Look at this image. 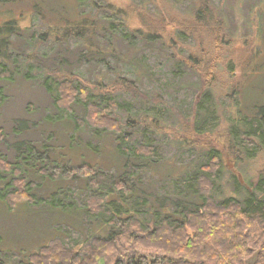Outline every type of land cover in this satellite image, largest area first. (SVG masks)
I'll list each match as a JSON object with an SVG mask.
<instances>
[{
	"label": "trees",
	"instance_id": "1",
	"mask_svg": "<svg viewBox=\"0 0 264 264\" xmlns=\"http://www.w3.org/2000/svg\"><path fill=\"white\" fill-rule=\"evenodd\" d=\"M5 1L8 0H0ZM139 1L145 7L152 3L151 0ZM166 2H171L178 9L181 4L186 6V2L189 5L185 11L188 18L179 20L175 29L167 30V26L151 27L145 23L143 16L142 22L146 28L134 27L129 23L127 10L110 0H77V19L71 21L64 18L63 21L60 20L63 23L49 24L45 31L38 30L27 38L26 43L34 45V50L47 42L67 45L75 42L81 46L77 63L104 61L109 64L108 58L111 57L118 62H127L133 67L136 76L130 78L118 75L107 82L92 80L75 72L66 57L61 59L63 67L56 66L52 68V74L44 76L43 85L57 110L43 120L46 124V143L44 141L40 147L27 143L30 142L26 137L30 129L25 120H19L13 126L16 137L20 138L14 143L17 149L15 159L11 160L0 154V182L3 183V186L0 185V197L9 209H14L18 195L24 196L31 204L38 201V192L35 190L41 191L42 179L50 177L58 182L63 178L72 179L76 188L82 181L92 192L84 212L95 218V221L98 219L105 230L92 235L88 243L80 247H83L82 251L75 246H68L66 241L57 236L49 244H43L38 251L32 252L27 261L22 259L16 264H264V159L256 174L244 176V183L232 172L231 176L236 183L233 194L216 197V186L225 165L221 150L201 144L200 137L203 133H197L202 132L198 126L199 117L207 110L204 103L196 106L190 126H187L191 127L190 132L194 134L192 143L206 149L207 160L197 171L189 172L183 168L172 179L178 194L185 188L195 195L187 204L174 202L181 217L172 218L167 215L170 212H166L165 208L172 204L167 201L168 195L158 197L159 200L150 203L143 196L146 189L141 182H129L135 178L136 172L127 169L128 166H135L138 158H150L158 154L159 148L150 143L129 144L134 124L144 119L143 114L130 104L122 103L116 94L128 93L135 100L151 101L153 116L148 115L144 120L151 118L149 123L153 126H158L156 116L159 114L181 113V110L166 103L162 93H149L140 87L138 81L140 77L146 76L147 71L142 68L135 49L155 50L160 46L165 49L166 54L176 57L181 63L189 64L201 81L205 80L204 70L200 67L203 55L194 51L186 54L183 52V42L193 38L194 29L202 26L207 29L208 37L215 44L220 31L223 29L224 32L228 26L216 0ZM37 15L44 16L36 11ZM16 21L8 20L3 24L8 32V37L0 48V67H4L3 70L7 69L4 57L7 48L23 51L22 38L24 35L26 37L27 29L23 27L25 31H22ZM111 35L117 42L126 44V52L119 53L111 45ZM30 67L22 71L27 78L32 77ZM17 71L21 70H7L8 74L3 77L12 81ZM205 95L209 98L211 92L206 90ZM78 107H82L84 114L77 112ZM122 110L125 113L127 111V116L121 114ZM234 114L228 116L229 124L226 129V143L232 155L240 160L242 157L237 150L243 147L248 158L260 151L264 156V105H260L252 115ZM56 122L60 124L54 129L62 126L65 129L64 138L69 139L76 135L84 141L89 140L81 133L82 130L92 128L96 130V139H104L99 137V130L114 133L112 142L118 143L124 159L122 172L115 175L89 162L67 168L68 164L62 165L54 160L47 143L51 136L48 127L54 126ZM34 127L30 126L31 129ZM4 135L0 127V137L3 138ZM51 163L52 169L49 167ZM31 173L37 180L30 178ZM75 187H70L75 194L71 195L74 199L78 194L79 201L80 190ZM14 195L15 198L12 197ZM76 203L71 204L64 198L62 209L66 205H76L80 211V205ZM150 208H153V213L148 219L141 211H150ZM56 212L60 214V209ZM4 262L0 258V264Z\"/></svg>",
	"mask_w": 264,
	"mask_h": 264
},
{
	"label": "rangeland",
	"instance_id": "2",
	"mask_svg": "<svg viewBox=\"0 0 264 264\" xmlns=\"http://www.w3.org/2000/svg\"><path fill=\"white\" fill-rule=\"evenodd\" d=\"M110 1L127 10L129 23L134 27L146 28L141 16L147 25L159 28L167 26V30L175 29L179 20L188 18L185 12L188 8L186 6H189L187 2L186 6L183 7L181 4L178 9L166 0H151L152 3L147 7L139 0ZM216 2L222 8L228 25L224 32L223 29L220 31L217 37L219 42L215 39V44L217 43L215 45L214 40L208 37L207 29L202 26L194 29L193 38L183 42L185 44L183 52L186 54L194 51L200 56L203 55L200 67L204 70L205 80L201 79L202 83L189 64L181 63L176 57L166 54L165 49L160 46L155 50L135 49L142 68L147 71L146 76L140 77L138 84L146 92L162 93L168 105L181 110V113L177 112L178 116L175 113L159 114L156 116L158 126H153L149 123L151 118L145 121L148 115L153 116L150 110L151 101L135 100L128 93L116 94L118 100L136 108L135 110L141 112L145 119H140L138 124H134L133 133L128 139L129 144L150 143L159 148L158 154L150 158H138L135 166H128L127 169L136 172L135 178L129 182L135 180L141 182L146 189L143 196L150 203L168 195L167 201L172 204H169L165 211L170 212L167 215L172 218L181 217L176 211L175 201L183 205L195 197L185 188L178 194L172 182L173 176L181 173L179 170L183 168L195 172L207 160L208 153L203 149L204 146L201 148L198 144L192 143L191 138L194 134L189 127L198 104L204 103V108H207L204 110L205 114L199 117L198 129L202 132L197 133H203L200 137L201 144L219 148L225 165L216 186V197L222 198L233 194L236 183L231 176L232 172L238 177L240 174L244 183V176L251 177L256 174L264 159L261 151L248 158L245 149L239 147L237 153L242 157L239 160L232 155L226 143L228 116L230 114L233 116L234 113L240 116L252 115L260 105H264V0H216ZM76 5L77 0L0 2V48L8 37V32L3 28V24L8 20H17L16 23L20 25L22 31L27 29L26 37L24 35L22 38L23 51L7 48L4 56L7 69L3 70L4 67H0V127L5 133L3 138L0 137V154L11 160L15 159L17 154L14 143L20 137H16L13 126L19 120H25L29 126L30 130L26 137L30 142L27 143L39 147L44 141L46 143L44 130L46 124L43 120L57 110L42 80L51 73L52 68L63 67L61 62L63 57L69 60L75 72L92 80L100 79L107 82L118 75L130 78L136 76L133 67L127 62H118L111 57L108 58L109 64L104 61L77 63L81 46L75 42H71L70 45L47 42L36 50L34 45L26 43L29 35L38 30L45 31L49 24L63 23L61 21L64 18L71 21L77 19L79 15ZM36 11L44 16H36ZM109 42L119 53L127 51L126 44L117 42L112 35ZM25 64L29 66L26 67ZM207 65L209 67H206ZM29 67L31 78H27L22 72ZM16 68L21 71L15 72L12 81L3 77L8 74L7 70L13 72ZM206 90L211 92L210 100L205 95ZM235 96L238 98L237 104ZM76 110L81 115L84 114L82 107ZM121 114L127 116V111L125 113L122 110ZM59 124L56 122L54 126L48 127L51 136L47 147L51 150L50 155L54 160L62 165L68 164L67 168L89 162L115 175L122 172L124 159L121 157L118 143L112 142L114 133L99 130L97 131L100 133L99 137L104 139H96V130L92 128L82 130L81 133L89 140L84 141L76 135L69 139L64 138L65 129H62V126L54 129ZM30 126L36 128L31 129ZM52 165L53 163L49 165L50 169L53 168ZM30 178L37 180L33 173ZM0 185L3 186V183L0 182ZM77 186L76 188L73 185L72 179L63 178L59 182L50 177L42 179L41 191L35 190L38 192V201L31 204L24 196L18 195L14 209H9L0 197V258L5 260L2 264H16L22 259L27 261L32 252L38 251L43 244H49L57 236L66 241L68 246H75L82 251L83 245L88 243L92 235L105 230L98 219L95 221V218L84 212L91 190L82 181ZM70 187L80 190L79 201L78 194L75 200L72 198L71 194L74 193ZM64 198L71 204L78 202L80 211L76 205H66V208L62 209ZM59 209L60 214H57L56 211ZM74 210H77V213H74ZM141 212L149 219L153 208H150V211L143 209ZM81 246L83 247L80 248Z\"/></svg>",
	"mask_w": 264,
	"mask_h": 264
},
{
	"label": "water",
	"instance_id": "3",
	"mask_svg": "<svg viewBox=\"0 0 264 264\" xmlns=\"http://www.w3.org/2000/svg\"><path fill=\"white\" fill-rule=\"evenodd\" d=\"M239 178H240L241 182H243V179H242V177H241V175H240V174H239Z\"/></svg>",
	"mask_w": 264,
	"mask_h": 264
}]
</instances>
